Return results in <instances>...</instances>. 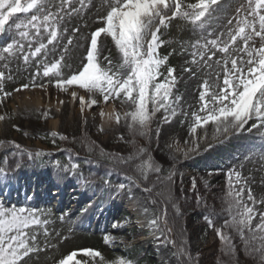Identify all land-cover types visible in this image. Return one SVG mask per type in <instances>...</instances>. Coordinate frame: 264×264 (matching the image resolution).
Wrapping results in <instances>:
<instances>
[{"label": "rangeland", "instance_id": "rangeland-1", "mask_svg": "<svg viewBox=\"0 0 264 264\" xmlns=\"http://www.w3.org/2000/svg\"><path fill=\"white\" fill-rule=\"evenodd\" d=\"M195 1L184 0L187 4L195 3ZM58 5L59 0H50L49 10L57 11ZM242 5L247 7L246 0H226V3H223V6L212 15L203 29L197 28L184 19L172 21L168 31L163 28L162 38L170 40L173 37L170 44L178 51L177 57H174L176 66L174 75L177 77V82L173 95L182 99L176 104V115L171 117L169 122L164 120L168 114L158 118V127L154 130L156 132L153 139L142 142V144L138 142L148 148L156 162L165 169H170L171 174H174L171 183L168 182L167 177L159 176V179L156 178L158 181L156 186L163 187L172 184V197L177 198L183 214V225L178 226L177 231L180 234L181 231L183 232L184 248L187 250L183 255L190 257V264H260L259 258L245 249L243 241L232 229L225 227L224 222L225 220L231 222V217L226 210L230 173H233L234 184L236 181L234 172L241 174V183L247 182L245 200L248 188H251L257 200L264 199V125L254 118L245 125L244 130L228 135L227 138L217 136L215 127L211 123L197 128L195 133L191 132L194 125V114L198 113L200 108L201 84L205 79L209 82L214 80V75L210 76V69L203 66L198 55L196 56L197 62L193 63L197 52L207 50L195 49L193 45L197 41L200 45H204L206 41L217 38L221 33L226 34L230 29L235 30L236 19L240 18L237 16V9ZM73 6L79 8L75 0ZM107 10L105 0H90L89 6L81 10L79 14L65 15L60 26L62 30L67 31L63 33L60 43L55 49L52 45H48L47 49L42 50L40 56L35 58L30 56L28 63L23 61L22 56L30 54V49L34 51L40 42L47 44L48 36L43 29L39 37L35 35L34 29H30V35L21 38L15 28L0 36V52L9 43H14L15 53L12 56L5 54L6 61H0V71H4L6 77H11L6 78L4 82L5 91L10 92L11 95L4 98L3 103L0 104V115L5 116V119L0 121V142L9 141L17 149L25 152L52 149L54 153L60 154L62 150L51 148L49 145L56 144L59 141L58 136H66L65 141H78L81 147L92 144L105 152L121 156L131 153L134 140L123 118V113L131 110L129 103L122 102L123 98L109 100L105 103L101 95L90 94L77 85L68 86V90L64 91L56 87L55 76L44 77L42 75L43 65L55 62L61 54L65 57L63 64L66 65L62 68L63 77L67 78L75 73L80 68L82 58L86 55L90 34L102 26L100 18L106 14ZM19 15L24 22H27V16L31 13ZM234 17L236 19H233ZM229 19H233L232 25L228 24ZM74 29H79V31L74 32ZM68 38L72 39V45H67ZM222 39H227V36L225 35ZM100 40L103 45L99 58L102 66L107 63L103 60L104 56L109 57L113 65H119L121 57L111 39L105 40L102 34ZM259 43L257 39V47ZM19 44L24 45L23 53L16 51L15 45ZM66 45L68 51L64 53L62 49ZM232 47H242V42L238 40L237 45ZM240 55L244 54L240 53ZM222 56V53L217 52L210 62L213 66L212 71L220 73L221 81L223 71L215 64V61L220 60ZM185 68H191L192 71L186 72ZM38 71L40 75L36 74ZM24 84H29L30 87L25 89L22 87ZM73 91L77 94L76 99L71 95ZM26 96L31 99H40L44 104L55 103L59 106V111L55 112L42 107L40 109L23 107L21 101ZM81 96L85 100H97L96 106L86 104L82 109L79 100ZM111 105L114 106L115 113L121 115L119 128L115 132L105 131L101 122V113ZM92 110L95 112L91 116ZM200 114L203 115V113ZM52 119L59 121L57 130L50 128ZM253 124H256V127L248 131ZM52 132H56L57 136L53 137ZM162 144H165V147ZM196 145L199 147L197 148ZM166 149L174 152L175 156L170 158ZM4 154V152L0 153V163ZM32 165V167L36 166L47 172L52 168L35 163ZM126 175L128 178L123 179V182L126 183L125 185H136L141 191V199L138 201L146 203L148 216L152 219L159 215L160 209L152 203L154 193L144 191V186L137 182L134 183L133 177ZM6 183L4 181L3 184ZM99 185V183H94L91 187H99ZM1 187L0 203L2 202L7 207L14 203L18 206L21 202L25 206L43 205L36 201V187L31 191L33 193L30 204L27 202L31 190L29 186L24 185L22 190H18L15 195L12 194L10 188L1 193ZM14 187L17 188L16 185ZM236 187L238 188L239 185ZM248 203L251 205L250 201ZM45 205L47 213L37 215L47 223H41L28 229L29 233L37 235L39 251L26 258L27 264H58L60 259L81 249L98 250L108 261H111L113 257L129 255V260H132L133 264H177V255H182L171 244L165 245V236L161 238L158 232L150 226L151 219L144 218L141 221L151 227L147 237L155 240L151 243L141 242L140 238L144 231L136 228L134 223L129 224L120 214L112 218L109 230L95 231L78 225L82 219L76 206L65 207L61 210L50 208L51 206L47 203ZM255 207L257 210L264 209V205L259 203ZM205 217L212 220L214 227L208 224ZM258 219L257 216L253 224L257 223ZM217 230H222L225 235L232 237L235 245L234 258L228 254L227 246L220 240ZM113 232L118 234L116 239L111 235ZM106 237L109 238L107 243ZM76 259L87 260L88 257L78 254Z\"/></svg>", "mask_w": 264, "mask_h": 264}, {"label": "snow or ice", "instance_id": "snow-or-ice-1", "mask_svg": "<svg viewBox=\"0 0 264 264\" xmlns=\"http://www.w3.org/2000/svg\"><path fill=\"white\" fill-rule=\"evenodd\" d=\"M75 3L79 4V8L73 6L74 0H59L58 9L53 12L49 10L50 0H0V36L15 28L21 38L28 37L30 29H34L35 35L39 37L43 29L48 36L47 44L40 42L34 51L30 49V54H24L23 61L28 63L30 56L32 58L40 56L48 45L55 49L63 33L67 31L62 30L60 26L64 16L79 14L89 6L90 0H75ZM105 3L108 10L100 18L102 26L90 34L89 45L80 68L69 77H63L62 68L66 65L63 64L65 57L61 54L55 62L43 65L42 75L55 76L57 88L67 91L68 86L77 85L90 94L101 95L105 103L123 98L122 102H127L131 106L130 111L123 113L129 130L134 136L150 138L155 112L164 109L168 113L164 120L169 122L170 118L176 115V108L173 105L182 99L173 95L177 82L175 68L167 67L165 69L167 75L163 80L160 79L164 75L161 68L166 65L168 59L159 53L160 47L165 43L161 29L167 28L172 20L177 18L203 29L226 0H197L191 4L185 3L184 0H105ZM246 5L247 7L242 5L237 9V16L240 18H233L236 19L235 30L230 29L226 34L221 33L217 38L206 41L204 45H200L199 41L193 45L195 49L207 50L197 52L193 63L197 62L198 55L203 66L210 69V76L214 75V80L209 82L205 79L201 84L200 108L198 113L194 114L192 133H195L197 128L211 123L217 136L227 138L228 135L244 130L245 125L254 118L264 125V0H246ZM29 13L31 15L27 16V22H24L19 14ZM233 19H229V25H232ZM73 31L78 32L79 29ZM102 34L105 40L110 38L118 50L121 57L119 65H113L111 59L104 56L103 60L107 63L102 66L99 59L103 51L100 40ZM225 35L227 39H222ZM257 39L260 42L258 47ZM238 40L242 42V47H232L237 45ZM72 43V39L68 38L67 45ZM67 45L62 49L64 53L68 51ZM15 47L16 51L23 53V44ZM13 49L14 43L4 47L0 52V61H6L7 56L15 55ZM217 52L223 54L220 60L215 61L223 71L222 81L220 73L212 71L213 66L210 63ZM46 55L45 52V57ZM184 71L191 72L192 69L185 68ZM36 74L40 75L39 71ZM6 78L11 77H6L5 72L0 71V104L4 98L11 95L4 89ZM22 87L27 89L30 85L24 84ZM71 95L74 99L77 98L75 91ZM79 100L82 109L86 104H97V100H85L83 96L79 97ZM4 119L5 116L0 115V121ZM115 119L117 123L120 122V113L115 114ZM252 127H256V124L248 128V131H251ZM51 135L56 137L57 133L52 132ZM60 139L66 140L67 137L60 136ZM147 151L137 146L134 154L127 158H119L125 164L135 162L134 174L141 181H147L151 173L161 171L159 165L147 156ZM173 175L167 177L169 183L172 182ZM232 175L233 173H230L228 179L226 209L231 222L225 220L224 226L232 229L243 241L245 249L259 258L260 264H264V209L257 210L255 207L258 203L264 205V199L257 200L251 188H248L245 200L247 182L241 183V174L234 172L236 177L234 184ZM119 187L123 189L125 185L121 184ZM144 191L151 193L153 189L145 187ZM152 203L156 204L158 201L153 199ZM173 205L175 206L174 202ZM257 216L258 222L253 224ZM205 219L214 227L209 217ZM41 223L47 221H41L36 213L28 209H7L0 205V264H27L26 258L39 251L37 235L29 233L28 229ZM149 224L160 235L165 236L166 246L171 244L182 255L187 252L182 241L177 242L168 238L173 229L169 226L166 210L154 216ZM217 232L220 240L227 246L228 254L234 258L235 245L232 237L225 235L222 230ZM108 240L106 237V243ZM78 254L88 259H75ZM58 264H133V262L124 258L108 261L98 250L81 249L60 259Z\"/></svg>", "mask_w": 264, "mask_h": 264}, {"label": "trees", "instance_id": "trees-1", "mask_svg": "<svg viewBox=\"0 0 264 264\" xmlns=\"http://www.w3.org/2000/svg\"><path fill=\"white\" fill-rule=\"evenodd\" d=\"M151 108V105L149 106ZM160 112H165L164 109H160L159 111L155 112L153 116V120L151 123V129L152 131L149 133L150 138H145L143 136L136 135L134 136L131 132V135L134 140V148L131 151L129 155H132L136 152L137 146L147 149L145 146H142V142H148L151 139H153V136L155 135L154 131L158 127L157 120L159 118ZM59 141L56 144L51 143L49 146L51 148H60L63 150L62 155L59 157L58 162L66 165L67 167L71 168H80L82 173L90 179L100 178L104 176L105 178H111L110 174L113 172L120 173V174H128L129 176L136 178V175L134 174V163L135 162H129L127 164L120 161V157L127 158L129 155L121 156L118 154H114L111 152H105L98 147L87 144L85 147H81L80 143L78 141H65L61 140L60 136H58ZM77 142V143H75ZM141 144H139V143ZM35 151V152H34ZM4 152V158H3V167L6 169H13L17 166H20L22 164H25L27 160L29 159V153L25 151H21L15 147L11 142L9 141H2L0 143V153ZM31 154H34L36 158H40L42 161L50 162L53 157L52 152H41L40 155H36V150L31 151ZM147 156H150L152 158V155L150 154V151H147ZM152 160L159 165L161 168V171L159 173H151L149 175V179L147 181H141L138 180L144 187H148L153 189L154 193V199L158 201V203L155 204L160 209V213L162 210H166L167 217L169 218L170 224L169 226L172 227V233H173V240L175 241H182L184 240L183 232L181 231V234L177 231V227H181L182 224V217L183 214L181 212V208L178 205V200L173 196L172 193V184H168L166 186L160 187L156 186L158 181L156 180L159 176H165L168 177L171 174L170 169H165L161 164L156 162L153 158ZM73 165H77V167H73ZM156 180V181H155ZM166 184V183H165ZM155 185V187H153ZM165 187V188H164ZM167 187V188H166ZM165 189L167 190L165 192ZM163 193V195H161ZM167 193V195H166ZM165 197L167 199H165ZM173 202L175 206L173 205ZM171 233V235H172ZM183 246L185 247V244L183 242ZM178 257V263L177 264H190V257L184 256V255H177ZM123 258V257H119ZM117 259H112L118 260ZM189 260V262H188Z\"/></svg>", "mask_w": 264, "mask_h": 264}, {"label": "bare ground", "instance_id": "bare-ground-1", "mask_svg": "<svg viewBox=\"0 0 264 264\" xmlns=\"http://www.w3.org/2000/svg\"><path fill=\"white\" fill-rule=\"evenodd\" d=\"M75 101H73L74 103ZM21 104L23 107H26V108H30V107H35L37 109H40L41 107L42 108H45V109H50V110H54L55 112L59 111V106L55 103H51V102H47V103H42V101L40 99H31L29 96H26L24 98L23 101H21ZM96 106V105H95ZM95 111H91L90 115L92 116L93 113ZM115 109H114V106L111 105L110 107H108L104 112H103V115H102V118H101V122H102V126L104 128L105 131H113L115 132V130L117 128H119V123L116 122V119H115ZM58 120H51L50 121V128L52 130H57L58 128ZM163 147H165V144H162ZM166 151L168 152V155L170 156V158H173V156H175V153L172 152V151H169V149H166ZM172 152V153H171ZM69 175V173L67 174ZM71 177V175H69ZM78 177V176H76ZM125 200L129 199V198H133L134 199V206L130 208V211L132 212L130 216H128L129 220H132L134 218H138V219H151L149 216H148V211L147 212H144L145 209H148L147 208V205L144 201H141L140 202L138 201V199H141V191L136 187V185H125ZM99 190V193H101V191L103 192V188L102 187H99L98 188ZM97 193L95 195V198L97 199L96 200V203L100 202V194ZM131 200V199H130ZM75 205V204H74ZM91 206L92 210H93V213L92 212H89V209L86 213H84V216H88L89 214L92 215L95 217V219H97L99 222L101 221L102 219V210H99L96 212V204L92 202V199L90 197H84L82 198L79 202H78V206ZM118 212V211H116ZM145 214V216H144ZM140 222H143V221H140ZM143 226V230H144V234H147L148 230L151 229V227H148L147 224L143 223L142 224ZM113 238H117L118 237V234L117 232H113V234H111ZM147 239V236L144 237V236H141L140 238V241L141 242H144L145 240Z\"/></svg>", "mask_w": 264, "mask_h": 264}]
</instances>
